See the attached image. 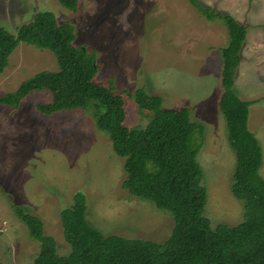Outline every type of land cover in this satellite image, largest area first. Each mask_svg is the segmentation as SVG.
Instances as JSON below:
<instances>
[{
    "label": "rangeland",
    "instance_id": "rangeland-1",
    "mask_svg": "<svg viewBox=\"0 0 264 264\" xmlns=\"http://www.w3.org/2000/svg\"><path fill=\"white\" fill-rule=\"evenodd\" d=\"M200 1L248 27L235 90L254 102L249 127L264 152V0ZM40 12L72 24L76 45L95 52L97 81L124 96L129 128H146L151 120L130 97L139 89L162 97L166 110L191 111L192 120L206 129L199 155L208 191L206 217L214 228L242 224L244 204L231 191L236 156L220 108L221 52L230 40L225 23L208 21L189 0H80L78 13L58 0H0V21L11 33ZM58 69L52 52L21 43L0 76V98ZM53 95L32 93L18 107L0 103V264H34L41 250L14 206L38 216L59 255L68 256L61 213L77 193L86 196L88 220L105 236L166 242L173 217L123 189L125 159L98 130L93 104L81 100L74 111L41 115L36 106Z\"/></svg>",
    "mask_w": 264,
    "mask_h": 264
},
{
    "label": "trees",
    "instance_id": "trees-1",
    "mask_svg": "<svg viewBox=\"0 0 264 264\" xmlns=\"http://www.w3.org/2000/svg\"><path fill=\"white\" fill-rule=\"evenodd\" d=\"M73 13L80 0H58ZM208 21L225 23L229 45L222 50L220 108L228 143L236 156L231 191L244 204V221L237 227H213L206 217L208 191L199 155L204 147L205 126L192 120L188 108L166 110L160 96L139 89L130 97L148 112L146 128L126 126L124 96L112 85L97 81L99 65L95 52L76 45L74 26L59 24L52 12H40L34 20L11 33L0 21V76L21 43L52 52L58 71L43 72L27 80L19 91L0 98L4 105L18 107L32 93L54 92L37 111L44 116L74 111L79 101L92 103L99 131L112 141L114 152L125 159L123 189L148 201L174 219L168 240L158 244L123 236H105L88 220V204L77 193L71 207L61 213L66 242L71 253L60 256L53 237L45 234L43 221L14 206L15 213L41 244L34 264H264V152L249 127L254 102L242 100L235 90L236 76L243 62L242 51L248 27L234 17L212 10L200 0H189ZM61 89L55 92V88Z\"/></svg>",
    "mask_w": 264,
    "mask_h": 264
}]
</instances>
